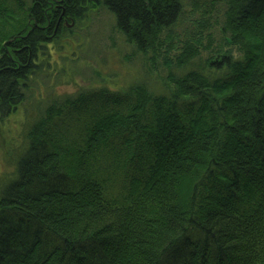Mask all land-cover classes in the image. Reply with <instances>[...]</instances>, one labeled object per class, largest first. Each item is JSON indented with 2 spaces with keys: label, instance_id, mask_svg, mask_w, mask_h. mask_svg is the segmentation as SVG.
<instances>
[{
  "label": "trees",
  "instance_id": "16d2710c",
  "mask_svg": "<svg viewBox=\"0 0 264 264\" xmlns=\"http://www.w3.org/2000/svg\"><path fill=\"white\" fill-rule=\"evenodd\" d=\"M54 1L0 0V121L40 116L0 182V264H264V0ZM103 10L165 84L35 93L48 43Z\"/></svg>",
  "mask_w": 264,
  "mask_h": 264
},
{
  "label": "rangeland",
  "instance_id": "374dc122",
  "mask_svg": "<svg viewBox=\"0 0 264 264\" xmlns=\"http://www.w3.org/2000/svg\"><path fill=\"white\" fill-rule=\"evenodd\" d=\"M48 1L58 3L54 0ZM190 9L192 8L190 7ZM109 17L110 13L103 10L99 16L83 21L79 28L69 32L72 39L66 40L65 38V42L61 41L58 47L52 42L48 43L49 65H45L46 68L34 78L32 87H34L35 93L44 96L51 94L61 98L75 95L83 88H101L104 86L123 88V86L130 82L133 83L137 79H142V77L147 82L156 84L155 86L165 84L167 73L161 57H158L156 63H153L154 52L150 50L145 57L136 54L131 56L132 60H128L127 57L132 55L131 47L118 32L114 31V28L108 26L113 19ZM198 18L200 19L199 14L194 15L183 29L180 27L178 32L181 34L179 36L180 41L184 40L186 34L193 33L197 37L207 35L209 29L207 20L205 23L198 22L195 25L192 23ZM62 19L66 20L64 16ZM222 20L223 16L220 13L219 19L216 20L212 29L214 36L217 29L223 30L222 24H220ZM65 23L68 27L72 25ZM216 38L217 42L212 43L210 50L203 49V56L209 58L215 54L212 52L220 47L218 44L220 38L218 36ZM204 42L205 44L208 43L206 40ZM199 43L205 47L202 42ZM57 68L60 71H56ZM29 105V102L20 105L18 113L15 112L0 121L1 183L10 179L15 172L17 160L25 148L28 130L34 123L36 116V120L40 119V116L34 114V111H27ZM43 108L40 105V109Z\"/></svg>",
  "mask_w": 264,
  "mask_h": 264
}]
</instances>
